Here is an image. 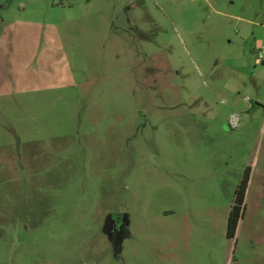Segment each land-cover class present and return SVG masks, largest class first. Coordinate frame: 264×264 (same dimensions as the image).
I'll return each mask as SVG.
<instances>
[{
	"label": "rangeland",
	"instance_id": "1",
	"mask_svg": "<svg viewBox=\"0 0 264 264\" xmlns=\"http://www.w3.org/2000/svg\"><path fill=\"white\" fill-rule=\"evenodd\" d=\"M0 264H264V0H0Z\"/></svg>",
	"mask_w": 264,
	"mask_h": 264
},
{
	"label": "trees",
	"instance_id": "2",
	"mask_svg": "<svg viewBox=\"0 0 264 264\" xmlns=\"http://www.w3.org/2000/svg\"><path fill=\"white\" fill-rule=\"evenodd\" d=\"M249 169L246 170L245 175L237 189L235 191V198L233 200L229 216H228V228H227V236L228 238H233L239 223V220L243 213V206L246 195V188L249 180Z\"/></svg>",
	"mask_w": 264,
	"mask_h": 264
},
{
	"label": "built area",
	"instance_id": "3",
	"mask_svg": "<svg viewBox=\"0 0 264 264\" xmlns=\"http://www.w3.org/2000/svg\"><path fill=\"white\" fill-rule=\"evenodd\" d=\"M262 56H261V53L259 54V59L258 60H260V58H261Z\"/></svg>",
	"mask_w": 264,
	"mask_h": 264
}]
</instances>
